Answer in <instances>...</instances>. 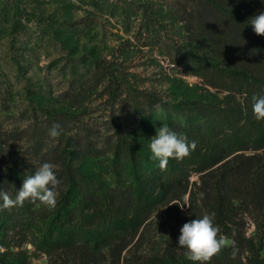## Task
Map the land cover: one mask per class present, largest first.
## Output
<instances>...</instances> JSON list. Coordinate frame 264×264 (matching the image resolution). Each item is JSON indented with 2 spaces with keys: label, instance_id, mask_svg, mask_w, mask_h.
<instances>
[{
  "label": "trees",
  "instance_id": "16d2710c",
  "mask_svg": "<svg viewBox=\"0 0 264 264\" xmlns=\"http://www.w3.org/2000/svg\"><path fill=\"white\" fill-rule=\"evenodd\" d=\"M83 1L109 10L117 19L130 18L135 10H145L146 15L149 7L133 0ZM165 5L172 11V22L163 37L176 65L226 94L219 102L191 98L168 102L158 93L138 90L131 100L125 96L122 109L125 119H140L148 138L167 124L196 141V149L183 160L170 159L161 171L152 154L122 145L120 140L113 146L110 142L115 156L125 160L128 183L124 188L115 190L111 198L102 195L101 187L77 170L46 216L35 210L39 202L25 201L22 207L0 210V246L7 250L0 255V264L30 263L22 244L31 231V242L42 252H72L90 263L109 248L120 259L129 237L139 233L158 206L184 203L187 193L191 207L184 212L187 216L181 226L214 212L219 235L229 240L210 264H264L261 238L247 236L239 222L251 214L264 235V120H256L252 113V97L264 95V36L255 34L249 20L264 12V0H165ZM83 21L82 28L70 25L67 31L72 27L82 36L95 28L92 19ZM176 35L183 37L182 42L174 40ZM76 147L69 153L97 152L88 142L85 150ZM193 174L198 175L196 180ZM22 183L20 173L10 166L0 175V187L13 198ZM77 188L89 191L79 195ZM13 238L18 239L17 249ZM182 264L199 262L184 255Z\"/></svg>",
  "mask_w": 264,
  "mask_h": 264
},
{
  "label": "rangeland",
  "instance_id": "374dc122",
  "mask_svg": "<svg viewBox=\"0 0 264 264\" xmlns=\"http://www.w3.org/2000/svg\"><path fill=\"white\" fill-rule=\"evenodd\" d=\"M133 1L149 6L147 14L135 10L130 18L117 19L83 0H0V175L10 166L24 180L50 162L60 181L55 189L58 200L77 170L111 198L128 182L125 160L115 156L110 142L113 146L120 140L151 154V139L140 119L124 117L126 99L138 90L158 93L168 102L223 99L226 92L176 65L163 37L172 22L165 0ZM86 18L95 28L77 36ZM70 25L78 27L67 31ZM174 40L180 43L183 37L176 35ZM55 124L62 132L52 138L49 132ZM87 142L96 146V153H69ZM197 178L193 174L192 180ZM82 191L76 189L79 195ZM182 204L180 200L158 206L139 233L129 237L120 259L109 248L90 263L72 252H42L31 242L34 231L22 247L28 250L29 264H182L186 249L179 248L178 237L188 208L181 209ZM38 205L35 210L41 217L54 209ZM239 222L247 236L261 238L264 244L251 214ZM12 242L19 248L18 239Z\"/></svg>",
  "mask_w": 264,
  "mask_h": 264
},
{
  "label": "clouds",
  "instance_id": "9594fccd",
  "mask_svg": "<svg viewBox=\"0 0 264 264\" xmlns=\"http://www.w3.org/2000/svg\"><path fill=\"white\" fill-rule=\"evenodd\" d=\"M250 25L258 36H264V12L251 17ZM252 113L256 120H264V95H254L252 97ZM62 129L59 124H55L49 132L52 138L61 135ZM197 142L189 141L186 135L177 134L172 131L167 124L157 129V134L151 138L149 148L152 159L159 161L161 171L166 170L170 159L177 161L183 160L190 156L196 149ZM60 181L56 175V166L50 162H44L33 175L24 178L22 186L16 192L15 198L10 196L0 187V210L12 209L23 206L25 201L33 204L39 202L48 208H55L58 202V194L56 188ZM39 206V205H38ZM181 209L185 206L191 207L188 198L182 205H178ZM215 213H206L202 218H196L185 223L180 229L178 237L179 248L186 249L187 258L199 264H210L213 257L228 246L229 241L219 235L220 229L214 223ZM233 247L235 242H232ZM7 250L0 246V255ZM236 255V250L232 253Z\"/></svg>",
  "mask_w": 264,
  "mask_h": 264
}]
</instances>
